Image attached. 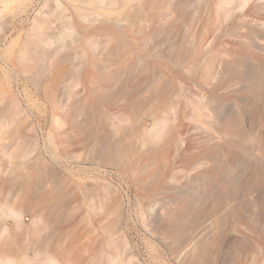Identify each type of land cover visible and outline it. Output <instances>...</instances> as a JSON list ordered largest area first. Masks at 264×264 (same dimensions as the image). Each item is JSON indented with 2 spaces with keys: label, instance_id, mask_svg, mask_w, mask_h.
<instances>
[{
  "label": "rangeland",
  "instance_id": "1",
  "mask_svg": "<svg viewBox=\"0 0 264 264\" xmlns=\"http://www.w3.org/2000/svg\"><path fill=\"white\" fill-rule=\"evenodd\" d=\"M86 1L0 4V264H264V0Z\"/></svg>",
  "mask_w": 264,
  "mask_h": 264
},
{
  "label": "bare ground",
  "instance_id": "2",
  "mask_svg": "<svg viewBox=\"0 0 264 264\" xmlns=\"http://www.w3.org/2000/svg\"><path fill=\"white\" fill-rule=\"evenodd\" d=\"M9 1H11V0H0V4H7ZM19 2H20V4L22 5V3L21 2H24V1H30V0H18ZM82 1H84V0H82ZM86 1V0H85ZM98 0H87L86 2H90L91 4H95L96 2H97ZM103 1H105V0H99V2H103ZM124 1V0H123ZM135 1V0H134ZM178 1V3H179V0H177ZM177 1L175 2V1H173V4L174 3H176L175 5H173V7L175 8V10H174V8H172V9H170L171 8V5H170V8H168L169 9V13H172L173 14V12L174 11H179V10H177L176 8H179V7H177L178 5H180V4H178L177 5ZM227 1V0H226ZM225 0H224V3L226 2ZM232 1V0H231ZM230 0H229V2H231ZM51 1H49V3H50ZM57 3V4H59V3H61V0H54V3ZM180 2H182V0L180 1ZM229 2H226L227 4L229 3ZM234 2V1H233ZM114 3V2H113ZM129 3V2H128ZM130 3H131V1H130ZM136 3V2H135ZM224 3H222V4H224ZM225 3V4H226ZM50 4H52V2L50 3ZM127 4V3H126ZM128 5H130V4H128ZM128 5H126V6H128ZM229 5V4H228ZM181 7H182V3H181ZM183 8V7H182ZM181 8V9H182ZM167 9V10H168ZM170 10H172L171 12H170ZM168 13V14H169ZM61 15L62 14H59L57 17H61ZM166 15V14H165ZM168 17V16H167ZM166 17V18H167ZM169 17H171V16H169ZM62 18V17H61ZM6 32H7V30H6ZM15 43L14 42H12L11 43V45H14ZM241 61H243V60H241ZM240 64H241V62H240ZM243 64V63H242ZM221 178V177H220ZM207 183V182H206ZM219 184V183H218ZM216 186V185H215ZM245 187V186H244ZM203 192V191H202ZM212 193V192H211ZM210 193V194H211ZM244 193V192H243ZM204 194V193H203ZM218 194V193H217ZM214 196V195H213ZM219 197V196H218ZM263 197V196H262ZM207 198V197H206ZM239 198V197H238ZM221 199V198H220ZM258 199V198H257ZM209 200V199H208ZM263 201H264V199H263ZM207 203V202H206ZM247 203V206H248V208L251 206V204L253 203V201H249V202H246ZM209 205V204H208ZM245 206V205H244ZM224 208V207H223ZM193 209V208H192ZM241 211V210H240ZM240 211H239V213H240ZM244 211V210H243ZM251 211V210H250ZM263 211V213L262 212H260V213H258L257 214V216L255 217V216H253V214H252V217H255V218H257L256 220L255 219H248L251 215H247L245 212H241L240 213V215H239V218H240V222H241V220L242 221H246L245 222V224H244V222L242 223L243 225V227H244V229H242V228H240V231H245L246 230V233H242L241 234V236H242V238H243V241L245 240L246 241V246H247V248L248 249H250V250H254L255 249V247H256V244L257 243H259L260 241H263V244H264V210H262ZM218 213V212H217ZM236 213H237V211H236ZM257 213V212H256ZM249 214V213H248ZM237 216V215H236ZM235 225V224H234ZM238 225H239V222H237V224L235 225V226H233V227H238ZM241 226V225H240ZM235 228H234V230H235ZM238 230H239V228H237ZM242 229V230H241ZM232 230V229H231ZM240 231H238V232H240ZM241 233V232H240ZM240 233H239V235H240ZM241 240V239H240ZM262 243V242H261ZM261 243H259V244H261ZM239 244V243H238ZM259 244H257V245H259ZM227 245V244H226Z\"/></svg>",
  "mask_w": 264,
  "mask_h": 264
}]
</instances>
